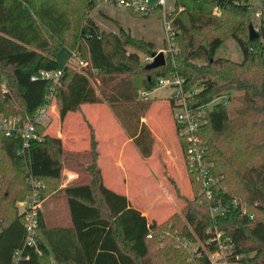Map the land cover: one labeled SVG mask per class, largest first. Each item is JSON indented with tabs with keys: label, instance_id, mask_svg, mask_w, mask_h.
Instances as JSON below:
<instances>
[{
	"label": "trees",
	"instance_id": "obj_1",
	"mask_svg": "<svg viewBox=\"0 0 264 264\" xmlns=\"http://www.w3.org/2000/svg\"><path fill=\"white\" fill-rule=\"evenodd\" d=\"M98 1L0 0V83L5 80L7 86L0 91V118L29 120L52 96L60 122L68 112L80 113L82 104H105L147 160L155 137L143 119L152 101L140 99L139 91H153L160 77L180 75L186 90L203 85L188 103L205 112L206 121L197 133L205 145L212 193H207L199 172L189 165L188 143L178 134L177 125L192 197L181 196L173 175L167 178L185 199L183 223L178 212L161 223L149 221L126 195L104 185L97 164L98 142L87 119V162H78L79 155L66 152L59 137L44 133L43 124L37 125L36 137L25 147L22 133L6 136L0 130V264H12L14 251L24 246L25 217L18 202L31 193L29 177L44 184L40 191L44 202L58 184L62 159L77 162L88 179L63 188L67 223H47L38 210L35 244L24 247L27 258L19 264H214L208 252L216 249L217 242L212 241L216 231L222 234V244L231 245L229 264H264V0H260V30L255 39L244 35L251 0H174L173 9L165 13L171 35L166 39L171 48L168 60L150 69L128 47L145 46L148 55L156 51L153 43L134 37L119 22L117 31L101 29L89 15ZM128 9L145 18L163 12L161 4L144 11ZM237 16L242 22L230 24L231 17ZM227 36L239 42L242 61L215 56ZM62 47L75 51L86 66L78 71L68 64L60 67L56 54ZM42 71H60L57 83L53 77H41ZM92 77L99 81L98 90ZM231 92L238 93L232 109ZM11 93L17 94L18 105ZM216 97L221 100L214 102ZM170 102L175 107L172 97ZM239 142L253 155L235 168L233 180L229 169L235 166L234 159L227 145ZM217 203L227 205V212L213 215ZM171 229H179L184 240L200 239L206 248L199 247L201 254L190 262L189 251L169 238Z\"/></svg>",
	"mask_w": 264,
	"mask_h": 264
},
{
	"label": "rangeland",
	"instance_id": "obj_2",
	"mask_svg": "<svg viewBox=\"0 0 264 264\" xmlns=\"http://www.w3.org/2000/svg\"><path fill=\"white\" fill-rule=\"evenodd\" d=\"M145 6H155L159 5L161 0H142ZM168 3L174 7V0H167ZM251 11L246 17L245 26H247V33L249 34V26L252 23L259 33V19L256 17V12L259 11L260 0H251ZM179 8L178 11H181ZM164 10L159 15H155L151 18H145L136 14L134 11L129 10L123 5H110L106 4L103 0H99L96 6L91 10L89 15L94 19V21L99 25L104 31H117V22L123 25L124 28L129 29L131 34L144 41H150L154 45L156 51H163L165 53L166 61L168 60V55L170 54L171 48L167 46V33L165 24V13ZM242 22L241 17H231L230 24H240ZM229 24V25H230ZM229 30V28H228ZM201 39H205V32L201 34ZM128 50L131 52H138L140 55L141 63L146 64L147 53L145 46L139 50L133 46H129ZM72 50L67 47H62L58 50L56 54V60L60 67L68 64L71 69L78 71L80 66L78 65L81 60L79 57L72 58ZM80 51V50H79ZM216 57H226L235 61L243 60V51L236 38L227 36L225 42L216 50ZM87 62V61H85ZM198 63H202L200 60ZM261 74L258 73V75ZM6 81L1 80L0 91H6ZM92 85L98 90L99 81L97 77L91 78ZM203 89V85H196L194 87L195 93L200 92ZM174 89L170 86L157 87L153 91L147 94H142V90L139 91L140 99H149L152 101L151 107L146 113L149 121V127L153 131L156 140L159 139V145L157 146V155L152 160L153 175L150 176L148 173V168H143L142 162L138 161L137 156L134 155L133 150L130 148L129 144H125V137L123 134H116L112 130V126L108 123L109 120L104 119V113L108 111L105 104H101L100 108H88L87 112L90 113L92 121L90 123L96 127L98 130L101 141H102V158L101 166L104 171V180L109 183H116L119 188H126L135 197L136 200L147 203L153 208L154 212L157 214V218L162 220L165 216L172 210L167 208L166 203L170 202L173 207H175L176 202V212L181 217V223L185 222L183 209L185 208V199L181 198L173 184L169 182L167 176L173 175L176 179V183L180 186L181 196L186 198H191L192 188L190 184L189 177L187 175L185 158L183 156L182 147L178 139V134L176 132L175 116L179 112V108L173 107L170 102V97L172 96ZM237 92H231L230 103H228L229 108L232 109L234 105L237 104L235 100V95ZM14 99V103L18 105V98L16 93H11ZM220 97H216L214 102L220 101ZM56 104L54 101L51 105ZM82 112V110H81ZM70 112L63 122L59 121L58 108L54 107V111L49 112V119L45 122L44 133L50 136H59V132L64 135V144L62 142L63 149L68 153L77 154L78 162H87L89 160L90 151V135L89 128L85 122L86 117L83 113ZM145 121V120H144ZM148 124V123H147ZM126 134V133H125ZM109 135L114 138V143H109ZM62 141V140H61ZM232 150V156L234 159V167L230 168V177L235 180L236 172L235 168L242 164L243 161L251 158L253 153L247 148L242 142L235 145H227ZM122 149L124 151V161L127 163L128 172L125 174L116 167V161L113 160L114 157L110 155L116 153ZM167 161V162H166ZM73 173L75 176L72 181H67L68 174ZM151 173V170H150ZM166 177V180L172 186L174 190L172 196L167 192L166 195H161V185L160 178L162 176ZM169 174V175H168ZM159 176V177H158ZM172 176V177H173ZM88 177L79 170L77 162H66L62 159V172L58 184L50 191L48 198L42 201L40 209L43 213V217L47 223H67L69 219V213L67 208L66 197L63 193V188L67 185L78 182L85 181ZM159 181V182H158ZM6 200H4L3 205ZM4 209V208H3ZM175 210V209H174ZM175 212V213H176ZM179 229H171V237L174 240H178L181 245L184 246L190 253L189 261L199 256V247L206 246L204 243L198 239H188L184 240L180 238ZM166 236V235H165ZM168 239V238H167ZM176 240V241H177ZM167 242V240H166ZM165 244V240L163 242ZM195 262V260H193ZM46 264V263H39ZM176 264V263H175ZM214 264H226L224 260L214 262Z\"/></svg>",
	"mask_w": 264,
	"mask_h": 264
},
{
	"label": "built area",
	"instance_id": "obj_3",
	"mask_svg": "<svg viewBox=\"0 0 264 264\" xmlns=\"http://www.w3.org/2000/svg\"><path fill=\"white\" fill-rule=\"evenodd\" d=\"M161 6L165 11L169 12L173 7L168 3L167 0H161ZM118 5H123L127 8H134L136 10L144 11L146 7L142 0H120ZM259 8V7H258ZM219 11V10H218ZM166 12V13H167ZM261 16V10L256 12V17L259 19ZM166 24V33L168 39H170V26L168 21L165 18ZM72 58L77 57L75 51H71ZM152 59L148 56L146 62H151ZM87 62L80 60L78 65L81 67L86 66ZM60 71L49 72L42 71L40 76L43 78L53 77L57 83ZM35 77L33 76L32 79ZM185 78L180 75H169L160 77L157 83V86H170L174 89L172 93V98L175 102V107L179 108V112L175 116V124L178 127V134L182 136L188 143L187 157L189 160V165L196 169L200 178L203 181L205 190L210 195L212 190L210 189L213 184V178L209 175L210 170L207 167V164L204 163V156L206 154L205 145L199 134L197 133L198 128L205 123V112L201 109H196L189 106L188 98L195 94L194 88L192 90L185 89ZM142 94H147V92L142 91ZM50 102L44 106L39 112L29 120L21 121L18 116H11L8 118H0V130L5 133L6 136H11L14 132L22 133L23 146H27L29 139L36 137V127L39 124L45 125L46 121L49 119V112L54 111L56 104L51 105L55 98L52 96L49 100ZM227 101V98L225 99ZM56 103V102H55ZM75 175L73 173L68 174L67 181L74 179ZM29 185L31 188V193L24 200L18 202L20 211L24 213L25 217V240L24 246L21 249L14 251L12 264H19L20 259H26L27 256H23V249L26 246H33L35 244L34 236L37 227V215L38 210H40V205L42 199L40 196V191L44 187L42 181L29 177ZM235 204H237L235 202ZM228 206L221 203L214 204L212 206V214L219 215L227 212ZM222 234L216 231V237L212 241L217 242L216 249L213 251H207L210 260L214 263L220 260H224L226 264L228 262V251L231 252V245H224L221 243ZM201 254V252H199Z\"/></svg>",
	"mask_w": 264,
	"mask_h": 264
},
{
	"label": "crops",
	"instance_id": "obj_4",
	"mask_svg": "<svg viewBox=\"0 0 264 264\" xmlns=\"http://www.w3.org/2000/svg\"><path fill=\"white\" fill-rule=\"evenodd\" d=\"M100 106H101V104H82L81 105L82 113L84 114V116L86 117V119L88 120L89 123H90V121H92V119H91L90 113H88L86 111L87 107L88 108H95V107L100 108ZM68 113H70V112H68ZM68 113H67V115H68ZM67 115H66V117H67ZM104 119L105 120H109L108 123H110V125L112 126V130L114 131V133H116V134L119 133V134H123L124 135V137H125L124 143L125 144H129L130 148L134 152V155L137 156L136 158H138L139 164H140V162H142V164L144 166L143 168L146 169V167H147L148 170L147 169L146 170L148 171L149 175L152 176L153 175V172H152L153 171L152 160L157 155V152H158L157 151V146L159 145V143H158L159 139L156 140V137L154 135V137H155V145H154V148H153V154L147 160H144L141 157V155L139 154V152L137 151V149L135 148V146L133 145L132 141L125 134L124 130L122 129L121 125L116 120V118H114L112 115H110L108 113V111H106V113H104ZM143 120H145V122L148 123V125H149V121H148V117L147 116H145V118ZM93 128H94L96 139H97V142H98V145H97V150H98L97 164H98V166H99V168L101 170V174H102V179H103L104 185L107 188H109L110 190H112V191H114V192H116L118 194L126 195L128 197V199L131 201V203L134 205V207L139 209L142 212V214L147 217V219L149 221L156 220L159 223H161V222L165 221L168 217H170L172 214H174L176 212V208H175L176 207V202H175V207H173V205L170 202L168 203V201H167V203H166L167 208H171L172 210L165 216V218H163L162 220H159L157 218V214H156V212H154L153 208L150 207L149 205H147V203H144V202H141L139 200H136L135 197H133L132 194L128 191V189L119 188L116 183H112V182L107 183L104 180V177H103L104 176V171H103L102 166L100 164L101 163L100 160L102 158V153H103L102 152V141H101L100 134H99L98 130L96 129V127L93 126ZM58 134L60 136L59 138L62 140V142L64 144V142H65L64 135H62L60 132ZM55 136H57V135H55ZM116 137H114V138H116ZM114 138H112L109 135L108 142L116 144V142H114ZM110 157H114L113 160L116 161V163H114V164H116V167H118L120 169V171H122L121 174L122 173L125 174L126 172H128L127 163L124 161V151L122 149H120L116 153L110 155ZM150 170H151V173H150ZM159 179H160V183L159 184L161 185V191H162V193H160V194L161 195H166V193L168 192L172 196L174 190L172 189V186L170 185L168 180H166L165 175L162 176V178L159 177ZM166 198H168V196Z\"/></svg>",
	"mask_w": 264,
	"mask_h": 264
},
{
	"label": "water",
	"instance_id": "obj_5",
	"mask_svg": "<svg viewBox=\"0 0 264 264\" xmlns=\"http://www.w3.org/2000/svg\"><path fill=\"white\" fill-rule=\"evenodd\" d=\"M249 31L250 39L259 37V34L252 23L249 26ZM148 55L152 59V61L147 64V68H156L166 64V57L163 51H151Z\"/></svg>",
	"mask_w": 264,
	"mask_h": 264
}]
</instances>
